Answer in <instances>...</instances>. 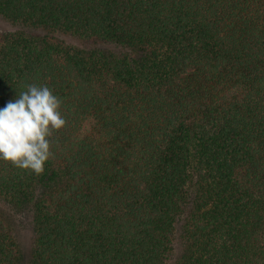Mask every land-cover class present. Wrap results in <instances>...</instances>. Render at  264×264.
<instances>
[{"label": "trees", "instance_id": "1", "mask_svg": "<svg viewBox=\"0 0 264 264\" xmlns=\"http://www.w3.org/2000/svg\"><path fill=\"white\" fill-rule=\"evenodd\" d=\"M61 100L40 175L0 161V264H264V0H0V107Z\"/></svg>", "mask_w": 264, "mask_h": 264}, {"label": "clouds", "instance_id": "2", "mask_svg": "<svg viewBox=\"0 0 264 264\" xmlns=\"http://www.w3.org/2000/svg\"><path fill=\"white\" fill-rule=\"evenodd\" d=\"M61 100L46 85L29 84L0 107V161L40 175L51 153L53 131L66 121Z\"/></svg>", "mask_w": 264, "mask_h": 264}, {"label": "rangeland", "instance_id": "3", "mask_svg": "<svg viewBox=\"0 0 264 264\" xmlns=\"http://www.w3.org/2000/svg\"><path fill=\"white\" fill-rule=\"evenodd\" d=\"M17 213L10 206L6 205L3 201L0 200V214H2L5 218L10 219L12 214ZM17 215V214H15ZM20 226V232L17 235V239L19 244L21 245V252L23 253V261H20L19 264H26L27 261L31 259L32 255V244L34 240V228L31 223L28 222L27 216L24 218H20V221L17 223ZM174 254L170 259L169 264H174L175 258L180 251V244L177 240L175 241L174 246Z\"/></svg>", "mask_w": 264, "mask_h": 264}]
</instances>
